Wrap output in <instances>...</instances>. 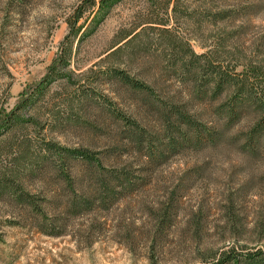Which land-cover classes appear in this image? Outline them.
I'll list each match as a JSON object with an SVG mask.
<instances>
[{
  "label": "rangeland",
  "instance_id": "1",
  "mask_svg": "<svg viewBox=\"0 0 264 264\" xmlns=\"http://www.w3.org/2000/svg\"><path fill=\"white\" fill-rule=\"evenodd\" d=\"M85 1L0 0V112H9L32 94L70 32L68 20ZM148 6V0H123L111 12H86L78 23L81 31L74 39L70 66L73 80H82L81 87L52 85L30 112L40 125L26 133L34 140L42 136L68 146L94 142L103 148L105 139H92L94 135L67 121L70 100L74 93L85 92L100 102L106 95L120 107L129 106L102 72L111 65L106 53L117 33L138 25ZM177 28L197 53L205 51L203 45L212 47L225 39L222 50L230 54L228 62L264 66V7L256 16L198 33L184 21ZM127 61L123 66L132 74L146 80L159 76L158 58ZM91 69L94 72L83 75ZM167 86L172 92L184 90L174 80ZM92 107L84 108L85 115L104 125L106 117H98V105ZM149 179L109 211L61 219L57 226L65 228V235L60 237L41 232L39 219L8 197L0 198V264H204L232 250L239 256L264 252V152L253 159L227 145L187 152ZM172 192L177 198L172 219L156 221L153 214L169 202Z\"/></svg>",
  "mask_w": 264,
  "mask_h": 264
},
{
  "label": "trees",
  "instance_id": "2",
  "mask_svg": "<svg viewBox=\"0 0 264 264\" xmlns=\"http://www.w3.org/2000/svg\"><path fill=\"white\" fill-rule=\"evenodd\" d=\"M122 1L86 0L79 6L68 20L70 32L57 58L32 94L9 112H0V198L8 197L39 219L40 231L49 236L65 235V228L57 226L61 219L111 210L148 185L149 178L174 157L222 145L250 159L264 152V66L228 62L230 54L222 50L225 39L212 47L203 45L205 51L197 53L177 28L184 21L198 33L256 16L264 0H148L143 20L117 33L106 53L111 65L102 72L129 106L120 107L106 95L100 102L85 92L74 93L70 100L67 121L94 135L92 139H105L103 148L94 142L68 146L42 136L34 140L26 133L40 125L30 112L52 85L81 87L82 80L74 81L70 69L74 39L81 31L78 23L89 9L111 12ZM125 58L130 62L158 58L159 76L146 80L132 74L123 66ZM172 80L184 87L182 93L168 89ZM97 105L98 117H106L104 125L83 111ZM175 194L169 198L174 205L164 202L155 211L156 221L172 219ZM233 251L204 264H264L261 250L240 253L241 257Z\"/></svg>",
  "mask_w": 264,
  "mask_h": 264
}]
</instances>
